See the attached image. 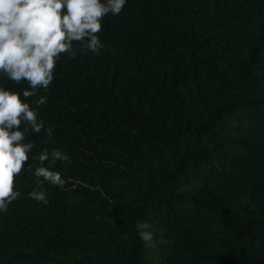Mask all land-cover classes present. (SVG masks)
Masks as SVG:
<instances>
[{
	"label": "trees",
	"instance_id": "obj_1",
	"mask_svg": "<svg viewBox=\"0 0 264 264\" xmlns=\"http://www.w3.org/2000/svg\"><path fill=\"white\" fill-rule=\"evenodd\" d=\"M98 35L30 98L55 129L31 156L63 150L79 182L45 183L44 204L21 173L0 264H264V0H127Z\"/></svg>",
	"mask_w": 264,
	"mask_h": 264
},
{
	"label": "clouds",
	"instance_id": "obj_2",
	"mask_svg": "<svg viewBox=\"0 0 264 264\" xmlns=\"http://www.w3.org/2000/svg\"><path fill=\"white\" fill-rule=\"evenodd\" d=\"M127 0H0V78L14 85L25 83L27 88L0 87V213L9 211L21 199L17 178L22 172L35 178L36 188L27 194L37 202L48 203L44 184L63 189L67 180L54 170L57 162L71 165L72 160L59 148L47 147L35 156L31 135L44 133L42 143L53 140L54 127H45L39 118L47 97H36L47 92L54 82V71L62 54L75 59L78 55H100L104 49L99 33L102 22L118 16ZM23 125V128L21 127ZM39 166L33 171L29 160ZM151 225L137 220L135 229L144 246L154 239ZM162 231V229H161Z\"/></svg>",
	"mask_w": 264,
	"mask_h": 264
}]
</instances>
